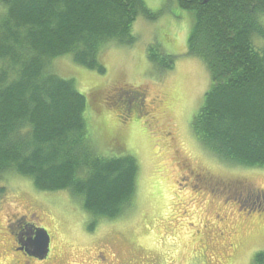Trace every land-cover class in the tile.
<instances>
[{
	"label": "rangeland",
	"instance_id": "1",
	"mask_svg": "<svg viewBox=\"0 0 264 264\" xmlns=\"http://www.w3.org/2000/svg\"><path fill=\"white\" fill-rule=\"evenodd\" d=\"M144 1L159 17L137 18L133 45L102 49L104 74L76 64L71 55L52 62L81 94L92 91L87 129L97 152L136 159L135 207L117 219L99 220L69 190L39 191L30 179L9 173L0 180V256L3 246L11 247L6 217H21L31 205L33 221L64 256L61 264H82L99 250L121 252L137 264H254L264 252V169L220 160L192 132L211 87L207 66L187 50L194 13L177 0ZM151 46L173 57L171 70L158 71L148 60ZM117 92L136 115L112 109ZM190 171L200 176L190 181Z\"/></svg>",
	"mask_w": 264,
	"mask_h": 264
},
{
	"label": "trees",
	"instance_id": "2",
	"mask_svg": "<svg viewBox=\"0 0 264 264\" xmlns=\"http://www.w3.org/2000/svg\"><path fill=\"white\" fill-rule=\"evenodd\" d=\"M177 2L194 13L188 54L211 76L192 120L195 138L226 163L264 169V0ZM139 16L159 14L144 0H0V180L14 173L39 191L69 190L99 220L135 207L136 159L97 152L87 129L92 91L81 94L52 62L71 55L104 74L102 49L136 43ZM157 49H148V60L158 71L171 70L173 57ZM118 93L116 106L108 107L136 115ZM254 264H264V252Z\"/></svg>",
	"mask_w": 264,
	"mask_h": 264
},
{
	"label": "flooded vegetation",
	"instance_id": "3",
	"mask_svg": "<svg viewBox=\"0 0 264 264\" xmlns=\"http://www.w3.org/2000/svg\"><path fill=\"white\" fill-rule=\"evenodd\" d=\"M116 94L119 93L117 92ZM188 166L189 165H186V169L196 170L188 168ZM202 175L208 177L210 173L205 170ZM199 176V174H196V171H190L185 174V178L190 181L195 180V178ZM186 179H182L181 181H186ZM35 214L36 212L33 209V205H31L27 212L21 217H6L5 229L7 235H9L6 236L9 237L8 241L11 243V247H8V245L3 246V250L6 249V251L3 253L1 252L0 264H61L64 260L62 253L57 254L58 252L55 246L52 245L53 238L50 233L49 235L51 237L48 254L43 256V258L36 256V251L30 246V242L35 238L34 232L40 227L33 221ZM97 254L98 255L83 261L82 264H137L134 261H129L121 252H115L113 255H109L105 250H99Z\"/></svg>",
	"mask_w": 264,
	"mask_h": 264
},
{
	"label": "water",
	"instance_id": "4",
	"mask_svg": "<svg viewBox=\"0 0 264 264\" xmlns=\"http://www.w3.org/2000/svg\"><path fill=\"white\" fill-rule=\"evenodd\" d=\"M206 2V1H205ZM35 238L30 242V246L36 251V256L43 258L49 252L50 235L43 228H37L34 232Z\"/></svg>",
	"mask_w": 264,
	"mask_h": 264
}]
</instances>
